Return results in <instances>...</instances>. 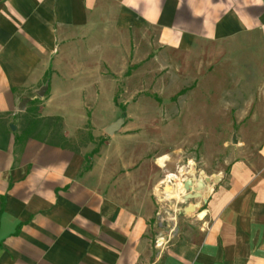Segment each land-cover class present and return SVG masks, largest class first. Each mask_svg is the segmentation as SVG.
<instances>
[{"label": "crops", "instance_id": "1", "mask_svg": "<svg viewBox=\"0 0 264 264\" xmlns=\"http://www.w3.org/2000/svg\"><path fill=\"white\" fill-rule=\"evenodd\" d=\"M201 85L215 182L165 139ZM0 264H264V0H0Z\"/></svg>", "mask_w": 264, "mask_h": 264}, {"label": "rangeland", "instance_id": "2", "mask_svg": "<svg viewBox=\"0 0 264 264\" xmlns=\"http://www.w3.org/2000/svg\"><path fill=\"white\" fill-rule=\"evenodd\" d=\"M212 82L213 84H216L218 81L214 80ZM229 83L232 84L231 82ZM202 88L203 87L201 85V87L198 86L196 90L193 111L186 113V115H189L188 118L192 120L191 123L189 122L191 124L189 125L190 127L182 124L181 127H178L176 132L174 134L172 133L170 137L165 136V139L166 143H170L172 145L173 142H177V140L181 138V144L184 146L183 148L181 147V151L185 154V157L181 159V164H184L182 166L185 167H181V172L178 174H182V177H187L188 174L185 173L186 168L191 170L190 173L193 178L196 174L195 168H204L208 173L214 174L211 175V177H205L204 179L208 182H215L219 178L215 174L225 171L227 169V163L232 161V158L236 157L237 151L235 146L237 145V141L240 137H237L236 127H223L225 125L226 113L217 109L218 104L216 102V96L214 95L215 92H212V96L209 97L212 100V102H210L212 105L209 103L210 107L199 106V103L202 104V100L205 98L203 96V91L201 90ZM152 100L157 103L158 109H156V106L148 104V107H146L147 112H144V114H147L148 118L157 117L156 114L162 115V107L160 108L159 106L165 105L162 104L161 101L165 104L168 103L162 96L150 97V103H152ZM167 112L168 114L171 113L170 109L166 110L165 114H167ZM119 114L123 115L124 111L122 110ZM233 114L234 113H229L230 116ZM117 120L118 119H116V121ZM183 122L184 121L182 119V123ZM39 124L40 126L43 124H49L54 127V130L57 131L56 133H59V123L57 121L39 120ZM168 131L172 132L173 129H166V132ZM188 132H192L195 139L197 138V143L195 145L183 144L185 143V139H187ZM210 136L211 138H209ZM188 156H191L190 160L187 159ZM188 179L191 180V177ZM177 185L180 186V182ZM171 189L172 188L169 185L166 186V192L169 197L173 196L170 194ZM184 201L185 203L187 202L186 200ZM184 208L186 213H190L191 207L186 205Z\"/></svg>", "mask_w": 264, "mask_h": 264}, {"label": "water", "instance_id": "3", "mask_svg": "<svg viewBox=\"0 0 264 264\" xmlns=\"http://www.w3.org/2000/svg\"><path fill=\"white\" fill-rule=\"evenodd\" d=\"M26 103V101H22L21 105H20V109L23 110L24 108V104ZM123 120L122 119H118L117 121L113 122L111 125H109L106 129H105V132L108 134V135H111L114 131L118 130V128L121 126ZM203 183V181H202ZM189 185H190V180L187 181V183H185V188L189 189ZM202 185V184H201ZM200 185V186H201ZM194 197V195L190 194L188 195L185 200L187 201L188 199H192Z\"/></svg>", "mask_w": 264, "mask_h": 264}, {"label": "built area", "instance_id": "4", "mask_svg": "<svg viewBox=\"0 0 264 264\" xmlns=\"http://www.w3.org/2000/svg\"><path fill=\"white\" fill-rule=\"evenodd\" d=\"M163 241H164V237H163V236H159V237L155 240V245H156V246H162V245H163Z\"/></svg>", "mask_w": 264, "mask_h": 264}, {"label": "trees", "instance_id": "5", "mask_svg": "<svg viewBox=\"0 0 264 264\" xmlns=\"http://www.w3.org/2000/svg\"><path fill=\"white\" fill-rule=\"evenodd\" d=\"M37 123H39V121L36 118L30 120V124L32 125H36Z\"/></svg>", "mask_w": 264, "mask_h": 264}, {"label": "bare ground", "instance_id": "6", "mask_svg": "<svg viewBox=\"0 0 264 264\" xmlns=\"http://www.w3.org/2000/svg\"><path fill=\"white\" fill-rule=\"evenodd\" d=\"M171 191H172V192H171ZM170 194H171V195H175V196H176V193H175V192H173V190H172V189L170 190Z\"/></svg>", "mask_w": 264, "mask_h": 264}]
</instances>
